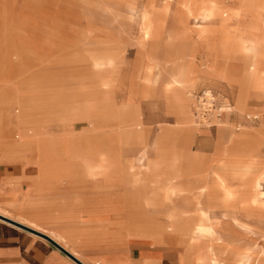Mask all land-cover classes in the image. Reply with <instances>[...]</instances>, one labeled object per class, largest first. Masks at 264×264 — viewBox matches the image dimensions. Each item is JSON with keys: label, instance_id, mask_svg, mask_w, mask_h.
<instances>
[{"label": "rangeland", "instance_id": "obj_1", "mask_svg": "<svg viewBox=\"0 0 264 264\" xmlns=\"http://www.w3.org/2000/svg\"><path fill=\"white\" fill-rule=\"evenodd\" d=\"M263 47L264 0H0L1 146L104 149L176 244L264 264ZM204 91L231 111L201 120Z\"/></svg>", "mask_w": 264, "mask_h": 264}, {"label": "crops", "instance_id": "obj_2", "mask_svg": "<svg viewBox=\"0 0 264 264\" xmlns=\"http://www.w3.org/2000/svg\"><path fill=\"white\" fill-rule=\"evenodd\" d=\"M3 138L0 264H80L47 237L83 264H199L196 256L187 255L191 242L176 244L171 231L160 226L153 206L145 205L152 204L153 197L137 195L132 181L115 179L116 169L89 172L88 165L94 163H84L77 156L90 155V150L75 145L70 156L54 152L50 174H45L39 157L36 163L30 162L23 157L27 153L16 151L20 145L1 146ZM95 151L106 154L104 149ZM112 212L125 213V224H111ZM126 231L157 239L161 245L138 236L128 239ZM172 243L185 247L178 257L173 246L165 245Z\"/></svg>", "mask_w": 264, "mask_h": 264}, {"label": "bare ground", "instance_id": "obj_3", "mask_svg": "<svg viewBox=\"0 0 264 264\" xmlns=\"http://www.w3.org/2000/svg\"><path fill=\"white\" fill-rule=\"evenodd\" d=\"M245 41H247V40H245ZM253 61H254L253 67L257 68V60L253 59ZM252 78L254 79V77H252ZM185 82L186 81H185L184 75L179 77V78L171 77V85L170 86L172 87V85H173V87L178 88L179 90H183L184 88H186ZM188 82H189V84H190L189 86L191 88H193L194 84L196 83L193 76L191 78H189ZM243 85H245V84H243ZM263 87H264V83H263ZM209 92H211V91H207L208 94H210ZM219 97H220L221 103H224V97L222 95H219ZM229 110H230L229 104L224 103L222 107H219L217 109L218 112L212 110V112L210 113V116L213 117V119L215 120L216 113H218L220 115L222 113L227 114L229 112ZM3 111H4L3 107H0V123L1 124L3 121V119H2L3 116H1L2 115L1 113H3ZM218 121L219 122H217V123H221V122L223 123L222 119H219ZM74 147H75V145L72 142H67V143L64 142L63 143L61 141H52V142H48V143L44 144V142L42 143L41 140H39V143L37 145V149L43 155V156H40L41 160H42V167L45 168V172L44 171L43 172L45 174H50V171L48 169L54 163V160H53L54 155H51V154H53L54 152H59L61 150L65 155L70 156L72 154V152H74V150H75ZM77 151L79 152V150H77ZM73 156H75V155H73ZM77 158L80 159L84 163H90V162L94 163V165H88L90 173H93V172L95 173L97 168H108V165L106 164L107 155L100 152V151L99 152L93 151L92 154H90V155H87L86 152H85V154L80 153L77 156ZM145 205L151 206L152 204L147 203ZM144 217L146 218L147 216H144ZM143 227L147 228V226H143ZM149 227H151V225ZM186 251H187V254H189L191 257L196 256L195 261H198L199 264H219L220 263V258L218 257L217 253L210 251V250H207L205 252L201 251L199 249V247H197L196 242H191V244L187 246ZM245 258L247 259V261L250 260L246 256H245ZM225 263H226V261H225Z\"/></svg>", "mask_w": 264, "mask_h": 264}, {"label": "built area", "instance_id": "obj_4", "mask_svg": "<svg viewBox=\"0 0 264 264\" xmlns=\"http://www.w3.org/2000/svg\"><path fill=\"white\" fill-rule=\"evenodd\" d=\"M208 94L207 92H203L200 96H198L197 104H198V117L201 120H207L210 116L212 110H214V106L217 101V97L211 91Z\"/></svg>", "mask_w": 264, "mask_h": 264}, {"label": "water", "instance_id": "obj_5", "mask_svg": "<svg viewBox=\"0 0 264 264\" xmlns=\"http://www.w3.org/2000/svg\"><path fill=\"white\" fill-rule=\"evenodd\" d=\"M2 217V216H0ZM47 237V236H46ZM48 239H50L54 244H56L57 246H59L62 250H64L68 255H70L74 260H76L78 263L83 264L80 260H78L75 256H73L72 254H70L68 251H66L63 247H61L59 244H57L55 241H53L51 238L47 237Z\"/></svg>", "mask_w": 264, "mask_h": 264}]
</instances>
